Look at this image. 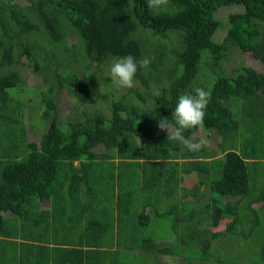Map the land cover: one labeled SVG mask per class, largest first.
Wrapping results in <instances>:
<instances>
[{
  "label": "trees",
  "instance_id": "obj_1",
  "mask_svg": "<svg viewBox=\"0 0 264 264\" xmlns=\"http://www.w3.org/2000/svg\"><path fill=\"white\" fill-rule=\"evenodd\" d=\"M23 1L0 0V238L5 239L0 240V264H160L158 257H182L181 247L192 254L193 242L210 232L211 239H200L205 254L211 241L224 235L219 231L227 221L225 230L236 235L251 215L258 223L264 187L256 188L259 175L251 167L264 163V150L256 147L264 145V0H169L160 11L150 9L147 0ZM224 9L228 16L219 18ZM219 30L226 34L215 41ZM233 50L250 54L262 66L246 65L242 55L229 65ZM127 55L154 58L135 77L147 93L133 91L135 101L119 93L102 96L93 88L95 74H109L113 59ZM23 58L43 81L40 105L29 115L33 127L46 128L38 144L28 141L23 126ZM82 63L86 72L78 70H84ZM204 73L217 76L212 87L204 88L200 80L198 85ZM201 86L209 93L203 124L184 136L194 142L200 128L223 127L218 180L208 162L195 160L211 158L212 152L191 151L171 138L179 96L194 94ZM64 91L79 93L84 104L94 96L102 105L95 114L85 106L87 118L68 121L69 134L58 115L57 101ZM241 106L253 109L243 117L252 149L237 133L242 121L236 109ZM36 110H42L40 117L33 115ZM162 117H168V132L157 126ZM180 160H190L182 169L197 171L199 188L210 189L212 199L200 203L198 211L211 223L209 230L202 229L206 224L200 227L197 214L191 217L186 204L181 208L167 201L153 213L146 210L154 193L175 194ZM154 167L164 172L163 189L148 184L135 189L124 179ZM225 197L235 202L223 204ZM259 203L261 212L253 208ZM163 215L166 236L156 233ZM43 224L48 234L39 231ZM61 233L70 246L59 244ZM125 250L132 255L119 259ZM256 264H264V246Z\"/></svg>",
  "mask_w": 264,
  "mask_h": 264
},
{
  "label": "rangeland",
  "instance_id": "obj_2",
  "mask_svg": "<svg viewBox=\"0 0 264 264\" xmlns=\"http://www.w3.org/2000/svg\"><path fill=\"white\" fill-rule=\"evenodd\" d=\"M22 4H25L23 0H20ZM233 10V9H230ZM228 16V9H224L223 11L218 14L219 18L225 19V17ZM226 31L219 30L215 36V41H219L223 39L225 36ZM74 39V38H73ZM243 56V60L245 61L246 65H252L255 67H261L262 64L259 63L257 60H254L250 54H243L240 51L233 50L231 54V61L228 62L229 65H233L237 62L239 56ZM22 64L25 66V68L22 69V73L25 77V81L22 85V90L20 91V96L22 95V102H24V108L23 112L24 115V121L23 126L28 129V135L27 139L29 142L33 143H39L41 136L43 134V131H45L44 126H41L39 128V124L33 125L31 124V121L29 119V115H31L32 109H36L35 107L40 105L41 100V92H42V78L39 75H36L31 69L27 67L28 60L26 58H23ZM80 64H77L76 66H79ZM74 66V65H73ZM84 70L78 69L81 72H86L85 65L82 63L81 65ZM97 65L96 63H93V68L96 69ZM205 72H211V70L204 69ZM93 72V71H92ZM214 73H204V76L198 79L201 81L204 88L206 87H212L215 79L217 76H215ZM214 77V78H213ZM93 88L95 90H98L100 93L102 92V96L105 95V93L110 94L112 96V93H119L118 97H124L126 98V101H135V96H132L133 91H142L147 93V89L145 88L144 84L138 80L135 79V86L131 89H122L118 88L116 85H114L111 82L110 76L107 72H97L92 79ZM201 85L200 83L198 84ZM43 87H46L45 85ZM202 87V86H201ZM202 87V89H204ZM154 92V91H153ZM260 94L262 91L259 92ZM149 105L153 102V99L149 96ZM58 115L60 122H64L63 130L65 133L69 134L70 127L68 121H75L76 119L85 121L87 118V114L84 113L85 106H88L91 108V111L89 110V113L92 114L95 112V108L102 107L101 103L97 102L95 100V97H91L90 100L87 101L86 104L81 101L80 94L76 93L75 95L69 94L68 91H64L58 101ZM245 101H242L241 104H244ZM151 107H153V104H151ZM252 108L248 106H244L240 109H236V113H238L241 122V128L240 132L237 131L238 135L242 137L243 143L248 146L249 149H252L254 147V143L251 141L252 134H250L247 129H250L249 124L247 123V120H244L243 117H247L249 113H252ZM253 110V109H252ZM42 110H36L33 112V115H37V117H40L42 115ZM84 113V114H83ZM101 113V112H99ZM109 116V112L106 111ZM95 114V113H94ZM89 115V114H88ZM225 121V120H221ZM249 123L253 126L255 123L254 121L249 120ZM221 124V123H220ZM230 127L233 128L234 125L230 122ZM255 125V124H254ZM46 127V126H45ZM256 127V126H254ZM173 127H170V130H172ZM223 127L221 125H212L211 129L207 130L203 127L199 129L198 133L195 134L193 140L195 143H198L200 145L199 148L205 147L209 151L216 150L219 154L221 151L219 149V144L223 141L221 132L219 130H222ZM235 131H233V135L235 137ZM232 143V142H231ZM256 147L259 151L264 150V145L259 142L256 144ZM217 154V153H216ZM223 160L216 159L214 162L209 164L208 168L213 172L214 179L218 180L221 178V166H222ZM251 170H254V172L258 173L259 179L257 182H255L256 188L261 191V189L264 187V163H261L257 165L256 167H251ZM73 182L79 184L80 180L77 178H73ZM81 185V184H80ZM205 189L210 193V190L208 187L204 186ZM207 193V194H208ZM116 194H118L116 192ZM211 196V194H209ZM213 195V193H212ZM175 197V196H174ZM208 195H206V198L201 199L200 203L203 205L204 203L209 202ZM218 198V196L216 197ZM231 198L226 197L223 198L222 201L225 203V200ZM173 203V202H172ZM218 204V201H217ZM45 205V207H47ZM254 206L257 208V211H263V204H254ZM253 206V208H254ZM173 210L174 207L169 205L168 209ZM206 213V211H204ZM203 217V216H201ZM198 219H201L200 227L204 224H206L207 218H200V214L198 216ZM162 220V227L156 229L157 234H161L166 236L168 231V224H167V216L163 215L161 217ZM209 224H206V226L202 227L203 230H209L211 229L212 225L210 222ZM229 223V221H227ZM227 223L222 224L221 230L224 232V235H219L215 238V240L211 241V248L207 249V251H202V245L200 243V239H211L212 235L210 232L207 233H201L204 234L203 236H199L196 243L193 242V249L192 254L188 253L186 251V247H181L180 251L184 252V255L182 257L176 258V257H168V258H161L158 257V261L160 264H256V261L258 259L262 258L263 255V246H264V212L262 215H260L258 223L256 224L255 217L251 215V217L244 222V225L240 227L239 231L240 234H229L227 233L226 226ZM197 225V224H194ZM246 233V234H243ZM171 240V239H170ZM4 243V242H3ZM132 255V252H128L127 250L121 251L118 255V258L121 260H126ZM202 256H205L206 258L203 260ZM200 257V258H198ZM109 261H111L109 259ZM147 264L146 262H144ZM154 264V263H152Z\"/></svg>",
  "mask_w": 264,
  "mask_h": 264
},
{
  "label": "clouds",
  "instance_id": "obj_3",
  "mask_svg": "<svg viewBox=\"0 0 264 264\" xmlns=\"http://www.w3.org/2000/svg\"><path fill=\"white\" fill-rule=\"evenodd\" d=\"M147 4L150 9L160 11L168 6L169 0H147ZM153 59L145 56L138 60L132 55L114 58L109 70L111 82L118 88H133L137 72L140 69H148ZM208 102L209 93L202 88H196L194 94L185 93L179 96L172 113L175 127L171 130V138L183 143L191 151L198 150L200 145L189 141L184 132L203 124ZM157 126L160 130L168 132V117L159 119Z\"/></svg>",
  "mask_w": 264,
  "mask_h": 264
},
{
  "label": "crops",
  "instance_id": "obj_4",
  "mask_svg": "<svg viewBox=\"0 0 264 264\" xmlns=\"http://www.w3.org/2000/svg\"><path fill=\"white\" fill-rule=\"evenodd\" d=\"M207 130H209V129H207ZM194 136L195 135H193V138H194ZM194 143H195V141H194ZM218 147L220 149V144ZM201 148H205V147H201ZM201 148H199V149H201ZM210 152H212V154H213L212 157L216 156V158L215 157H213V158L211 157L208 159L196 158L195 160L208 162V164H211L216 159H221L224 156V153L222 151H220L219 154L216 150H213ZM214 152H217V154H215ZM207 157H209V155H207ZM188 161H190V160H180V166L176 167V172H177L176 177H178L179 180L177 182L178 187L175 191V194L172 195V197H170L169 195H166V194L158 197L157 194L154 193L155 198H153V197L150 198L151 204L149 206H147V209H146L148 213H153L155 211L156 207L159 208V206H163L164 203L167 201L170 203L173 201V203H175L174 205H178V207H181V208H182L183 204L188 205L190 207L189 213L191 214V217H193L194 214H197V216H199L198 211L200 209V200L206 198V195H208V197H209L208 199L210 202V200L212 198L209 194H211V192L208 193V191L205 189L204 186H200V188H199L201 177L199 176L197 171L185 172L182 169L183 162H188ZM196 167H198V166L196 165ZM164 168L169 169L171 167L166 166ZM187 173H189V174H187ZM163 174H164L163 170H160L159 167H154L153 170H150L148 173H143L142 171L131 172L127 176H125L124 179L128 183L133 184L132 186H135V187H133L135 189L143 188L146 186V184H148L149 186L155 187L157 189H163L164 187H163V182L161 179ZM138 175H139V179L135 180L136 176H138ZM132 177H134V180L132 182H130ZM79 184L85 185L86 183L83 181H80ZM132 186H129V187H132ZM139 186H141V187H139ZM145 188H147V186ZM144 189L143 190H137L138 194H134V196H131V198H137L138 196H140L141 193L144 191ZM160 191L162 192V190H160ZM188 192H190V193L188 194ZM130 194H132V193H130ZM156 198H157V200H155ZM209 202H207L205 204H208ZM234 202H235V199L228 198L225 200V203L223 202V204H229V203H234ZM49 208H50V206H47L45 209L49 210ZM254 209H257V208L254 206ZM39 231L46 232L48 234V231L45 230L44 224L42 225V227H40ZM79 233H80V231H79ZM2 239H3V241L5 240L3 237L0 238V240H2ZM78 239H79V237H78ZM3 241H1V243H3ZM18 241H20V240H18ZM66 241H67L66 237L62 233L59 234V244L70 246L69 245L70 243H68Z\"/></svg>",
  "mask_w": 264,
  "mask_h": 264
}]
</instances>
